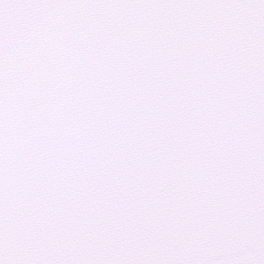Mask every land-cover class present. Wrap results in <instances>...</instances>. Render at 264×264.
I'll list each match as a JSON object with an SVG mask.
<instances>
[{"label": "snow or ice", "instance_id": "6c2138e0", "mask_svg": "<svg viewBox=\"0 0 264 264\" xmlns=\"http://www.w3.org/2000/svg\"><path fill=\"white\" fill-rule=\"evenodd\" d=\"M0 264H264V0H0Z\"/></svg>", "mask_w": 264, "mask_h": 264}]
</instances>
